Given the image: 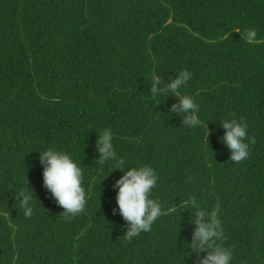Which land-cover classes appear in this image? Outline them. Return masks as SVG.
I'll return each instance as SVG.
<instances>
[{"label":"trees","instance_id":"obj_1","mask_svg":"<svg viewBox=\"0 0 264 264\" xmlns=\"http://www.w3.org/2000/svg\"><path fill=\"white\" fill-rule=\"evenodd\" d=\"M180 70L200 127L172 111L177 97L150 95L153 71L161 88ZM233 117L255 141L239 163L222 139ZM105 128L123 170L98 163ZM48 148L82 169L85 210L70 219L43 185ZM145 164L165 214L129 241L114 180ZM189 200L218 209L232 264H264V0H0V264H196Z\"/></svg>","mask_w":264,"mask_h":264},{"label":"clouds","instance_id":"obj_2","mask_svg":"<svg viewBox=\"0 0 264 264\" xmlns=\"http://www.w3.org/2000/svg\"><path fill=\"white\" fill-rule=\"evenodd\" d=\"M256 33L248 31L245 39L252 43ZM192 73L180 70L174 79L166 85L157 88L161 83L162 76L153 71L150 76V95L156 98L161 95L171 94L178 99V105H173L174 113L183 114L184 123L189 127H200L201 118L199 105L190 95L181 94ZM224 129L223 143L230 151V160L239 163L249 157V143L255 141L247 136V124L243 119L226 118L221 121ZM208 135V132L206 136ZM248 140V143L245 140ZM113 133L105 128L98 135L96 141L99 154L98 163L103 165L105 161L115 162L113 169L124 168V160L118 159L113 146ZM42 165V180L44 187L51 193L58 206L62 207L65 219L82 213L85 210L86 196L82 186V169L66 153L48 148L40 152ZM158 174L150 165L129 167L118 179L114 180L116 189L115 202L118 212L127 222L128 230L125 238L131 241L142 232H149L153 224L165 214L160 203L151 198L152 191L158 183ZM33 195L28 190L18 193V202L24 210L25 217L30 218L33 214ZM196 208V216L193 220L195 225L192 240L189 247L192 254L198 257L196 264H232L233 253L228 247L223 246L225 239L221 220L218 218V209L209 212L199 209L195 200L187 201ZM114 209V213H115ZM174 212L176 209H167ZM201 252L204 254L201 255Z\"/></svg>","mask_w":264,"mask_h":264}]
</instances>
